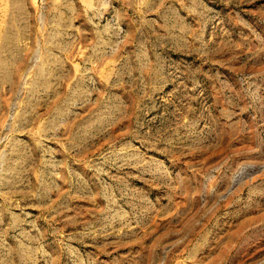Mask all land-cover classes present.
I'll use <instances>...</instances> for the list:
<instances>
[{
    "label": "rangeland",
    "instance_id": "374dc122",
    "mask_svg": "<svg viewBox=\"0 0 264 264\" xmlns=\"http://www.w3.org/2000/svg\"><path fill=\"white\" fill-rule=\"evenodd\" d=\"M0 264H264V0H0Z\"/></svg>",
    "mask_w": 264,
    "mask_h": 264
}]
</instances>
